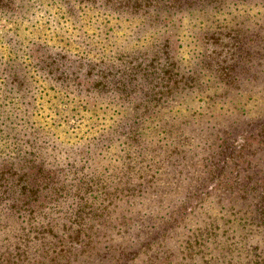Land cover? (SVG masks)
<instances>
[{
    "label": "trees",
    "instance_id": "trees-1",
    "mask_svg": "<svg viewBox=\"0 0 264 264\" xmlns=\"http://www.w3.org/2000/svg\"><path fill=\"white\" fill-rule=\"evenodd\" d=\"M16 1L0 0V12L9 8L14 15ZM50 1L66 2L56 7L63 21L54 11L52 22H68L74 30L67 28L66 36L56 32V42L80 49L76 64L70 60L74 55L63 64L64 52L49 53L52 38L42 30L38 31L42 44L27 57L42 80L52 74L64 81L74 75L72 66H97L102 75L110 66L86 57L105 48L90 47L97 43L100 27L86 33L87 24L80 22L83 15L76 11L80 4L97 3L134 15L188 11L201 0ZM203 1L207 2L200 11L221 0ZM218 6L214 14L222 11ZM255 14L264 20V8ZM242 23L236 21L223 31L225 37L215 36L234 41L231 48L238 50L239 61L232 66V75L226 73L230 78L218 94H210L207 87V92H200L206 95L194 93L204 86L200 74L216 76L222 67L215 58L221 52L210 49L204 52L203 63L186 76L176 72L179 78L166 85L170 92L158 86L152 96L136 98L133 83L117 91L102 79L87 85L97 94L79 98L82 105L101 110L104 119L110 111L98 138L83 149L84 154L96 153L89 155L91 164L83 155L70 160L66 150L50 159L38 136L27 135L21 145L19 138L11 137L7 144L2 137L5 147L1 144L0 152H8L0 157V264H264V99H254L256 95L249 94L254 87L249 85L255 82L243 79L249 64L262 66L264 73V23L241 27ZM14 34L18 33L10 32L6 46L19 43L28 48L30 40L23 43ZM77 36L84 39L76 40ZM158 53L151 60L165 62L168 56L161 60ZM132 57L125 53L112 58L128 64ZM224 57L231 58L228 53ZM220 61L224 63L223 58ZM118 69L136 73L133 66ZM259 76L264 78L260 74L253 78ZM11 77L15 79L10 83L26 88L19 70L14 69ZM213 106L219 111L210 113Z\"/></svg>",
    "mask_w": 264,
    "mask_h": 264
},
{
    "label": "rangeland",
    "instance_id": "rangeland-1",
    "mask_svg": "<svg viewBox=\"0 0 264 264\" xmlns=\"http://www.w3.org/2000/svg\"><path fill=\"white\" fill-rule=\"evenodd\" d=\"M255 1L243 0V2H248V4H245L235 3L234 0L229 2L228 0H221L217 3L212 2L215 4H207L205 10L200 11L198 9L207 2L201 0L198 3H193L188 11L176 12L169 9V11H157L159 13L155 14L134 15L121 11H111L109 7L105 6L100 8L97 3L86 2L80 4L81 7L79 8L75 6L74 9L77 8L76 11L83 15L80 22L87 24L84 27L87 34L95 32V25L100 27L96 31L100 37L95 39L94 41H97V43L90 44V47L104 45L105 48L104 51L90 53L86 57L93 62L103 60L105 64L110 66L103 75L99 72L97 66L94 68H91V65L72 66L74 75H68L64 81L54 79L52 74L45 75L46 78L42 80L37 74V67L33 66L34 61L31 57L28 58L27 55L34 52L35 49L38 51L39 46L42 44L38 31L42 30L47 38H52L51 43L53 42V44L49 53L58 50L64 52L63 64L66 62V58L70 59L72 55L75 56L74 59H70L72 61H75L78 57L79 48L73 49V45L63 46L62 42H56L59 38L56 32L64 34V32H68V30L65 31L67 28H69V31H74L68 27V22L59 25L52 22L56 17L54 11L58 12L57 19L63 21L60 18V10L56 7L66 4V2L63 1L60 4L51 3L50 0L49 2L18 0L16 1V8L12 10L14 15H11L9 8H3L5 11L0 12V72L2 71L0 73V120H4L6 124L0 125L2 132H0V147L1 144L5 147L3 140L6 139L8 144L11 137L19 138L21 140L19 144L21 145L27 135L31 134L32 137L38 136V143L44 146L42 148L44 152L46 150L49 152L50 159L59 156L66 150L70 160L79 159L80 155H83V159L90 160L91 164L89 155H93V153L95 155L96 153L90 150L88 151L89 154H84L83 149H86L87 146L85 145L92 144L93 140L98 138L103 128V122L108 119L110 111L104 119L105 114L101 110L82 105V100L79 98H83L85 94H97L96 91L89 90L87 85H93L92 83L102 79L104 82L112 83L114 91H117L119 87L133 83L136 84L135 93L137 95L134 94L136 98L138 95L142 96L144 94L152 96L158 86L161 87L160 90L170 92L169 87H166V85L170 84L171 80L179 78L176 72L186 76L193 68H197V64L201 65L203 63L202 56L205 55L204 52L208 51L207 49L213 50L216 54L221 52L220 57L217 55L215 58H218L217 61L220 62L222 67H219L216 76L205 73H203L204 76L200 74V80H204V86L202 85L199 90L194 88V93L199 92L196 96L206 95L200 93L207 92L206 87L209 88L208 92L210 94L212 92L220 93L223 83H226L227 79L230 78V76H226V73L233 74L232 66L238 61V57H236L238 50L234 47L231 48V44H234L233 40L228 38L216 39L225 37L223 31L227 30L228 27H234L236 21L240 23L243 20L241 27H249L255 21L264 23L263 18L255 14L257 8H264V1L259 2L251 11L247 8ZM218 5H220L222 11L214 14L219 8ZM3 14L11 15V18L5 19ZM215 25L219 27L216 28ZM10 32L11 34L12 32L18 33L14 34L13 38L23 43L30 40L29 43H26L28 48L19 43H14L15 46L13 47H7L5 42L10 38ZM213 32H217L216 35ZM64 35L66 36V34ZM262 36H264V33ZM81 39L84 38L81 36L76 37V40ZM251 48L250 45L249 50ZM157 50H159L158 57L161 56L159 59L162 60L168 56L165 60H162L165 62L151 60ZM164 50L166 52L163 53ZM43 51V49L39 50L41 53ZM125 53L132 54L134 60H130L128 64H123L117 61L116 58H112L116 54ZM226 53L231 58L224 57ZM222 58L224 63L220 61ZM127 66H133L136 73H130L128 70L123 72L118 69ZM7 67L9 70L5 71ZM143 68L146 71L142 73ZM247 68L248 71L244 74L243 79L249 78L247 81L255 82V85H249V87H254L249 94H255L254 99L261 97L258 102H263L264 78L262 76L253 78V75H264L262 73L263 68L256 64H249ZM14 69L22 73L23 80H26V88H19L15 81L9 82L11 79H15L11 77ZM242 71L244 72V70ZM212 72L214 71L212 70ZM4 74H7V76ZM8 74H10V77ZM42 74L44 72H41ZM77 75H80V77L76 78ZM145 75L147 77H144ZM238 76L242 78V75ZM153 86H157V88L152 90ZM11 88L21 89L22 91L15 92ZM259 90H261V93H255ZM193 105L196 106V102ZM228 105L231 106L230 103ZM121 109L125 110V107ZM216 111L219 110L213 106L210 113ZM9 116L11 117L9 118ZM22 117H24V120H28L27 125L25 121L23 122ZM200 122L203 123L204 119ZM32 128L34 129L31 130ZM2 137H4L3 140ZM102 142L104 144L107 141ZM90 148L92 147L90 146ZM2 151L0 157L3 153L8 152V149ZM93 167H96L97 170L102 169L101 166L95 164H93Z\"/></svg>",
    "mask_w": 264,
    "mask_h": 264
}]
</instances>
